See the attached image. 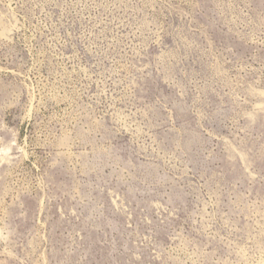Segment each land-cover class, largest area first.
Here are the masks:
<instances>
[{
  "label": "rangeland",
  "instance_id": "1",
  "mask_svg": "<svg viewBox=\"0 0 264 264\" xmlns=\"http://www.w3.org/2000/svg\"><path fill=\"white\" fill-rule=\"evenodd\" d=\"M0 264H264V0H0Z\"/></svg>",
  "mask_w": 264,
  "mask_h": 264
}]
</instances>
